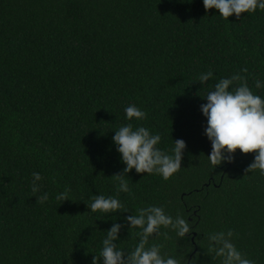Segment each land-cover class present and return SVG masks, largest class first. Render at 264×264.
Here are the masks:
<instances>
[{
  "label": "trees",
  "instance_id": "obj_1",
  "mask_svg": "<svg viewBox=\"0 0 264 264\" xmlns=\"http://www.w3.org/2000/svg\"><path fill=\"white\" fill-rule=\"evenodd\" d=\"M237 73L264 98L255 87L264 84V10L224 19L203 0H0V264H92L93 256L102 264L113 223L122 225L117 245L131 251L138 229L125 217L153 205L192 228L183 238L170 228L150 237L163 254L221 264L207 236L230 229L238 250L264 264V175L245 172L255 153L239 149L232 162L211 164L200 107ZM130 104L146 119L129 121ZM127 123L160 134L157 147L169 154L183 139L180 171L164 180L133 169L131 192H118L112 176L126 165L112 137ZM66 187L69 199L57 200ZM95 195L124 209L93 213Z\"/></svg>",
  "mask_w": 264,
  "mask_h": 264
},
{
  "label": "clouds",
  "instance_id": "obj_2",
  "mask_svg": "<svg viewBox=\"0 0 264 264\" xmlns=\"http://www.w3.org/2000/svg\"><path fill=\"white\" fill-rule=\"evenodd\" d=\"M205 10L216 9L219 15L228 19L235 15L238 19L242 13H254L257 9L264 10V0H203ZM247 73V68L242 70ZM213 76L211 71L201 74L197 79L203 85ZM257 89L264 87L260 80H256ZM201 98L207 103L202 104L201 111L207 118L204 134L211 142L212 151L208 159L213 165L232 162L237 149L243 154L255 153L254 161L245 172L259 170L264 175V98L248 86L247 80L240 74L231 78H222L212 86ZM129 121L146 119L147 113L130 104L124 109ZM117 151L121 155L126 167L112 178L119 182L118 192H131L125 176L133 169L142 174H159L168 180L182 168L183 152L186 143L183 139L174 141L171 154L157 147L161 142L160 134H152L144 127H134L132 123L122 125L112 137ZM32 192H39L42 179L39 173H32ZM71 189L65 188L56 199L65 201L69 198ZM37 203L48 199V194L36 196ZM91 212L113 213L124 209L123 203L116 197L95 195L91 205ZM131 229H138V243L131 251L120 248L116 241L120 240L119 232L122 225L113 223L107 230L103 247L99 254L102 264H182L175 256L163 254V245H149L150 237L159 235L161 228L172 229L183 238L191 234L192 228L185 218L177 215L173 218L166 214L163 207L147 206L139 208L136 214L125 217ZM167 236V233H165ZM232 230L211 233L207 236L208 250L214 252L215 257L221 259V264H256L242 253L232 241ZM92 264H98V257L93 256Z\"/></svg>",
  "mask_w": 264,
  "mask_h": 264
}]
</instances>
